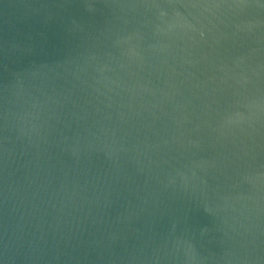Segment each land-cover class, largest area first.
Listing matches in <instances>:
<instances>
[{"label":"water","instance_id":"1","mask_svg":"<svg viewBox=\"0 0 264 264\" xmlns=\"http://www.w3.org/2000/svg\"><path fill=\"white\" fill-rule=\"evenodd\" d=\"M0 264H264V0H0Z\"/></svg>","mask_w":264,"mask_h":264}]
</instances>
